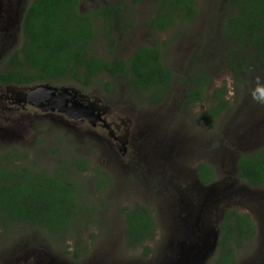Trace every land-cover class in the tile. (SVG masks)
<instances>
[{
    "label": "rangeland",
    "instance_id": "1",
    "mask_svg": "<svg viewBox=\"0 0 264 264\" xmlns=\"http://www.w3.org/2000/svg\"><path fill=\"white\" fill-rule=\"evenodd\" d=\"M32 1L0 0L1 70L2 61L22 43L21 17ZM132 1L83 0L81 11L103 4L126 5L127 12L115 22L116 43L108 47L99 41L97 52L106 59L126 61L142 47L160 45L164 63L175 72L162 105L150 104L147 94L136 92L121 76H102L87 87L72 81L44 83L75 88L97 108L100 105L113 131L119 127L118 142L102 124L78 122L57 110L42 111L29 104L23 108L11 102L21 87L0 88V157L18 152L21 161L14 164L50 174L62 168L59 174L77 181L99 208L80 242L76 235L59 239L28 224H15L8 233L0 228V264H214V242L229 209L250 214L258 229L236 264H264V187L241 181L237 167L242 154L264 146V65L247 52L249 66L241 82L226 65L227 53L235 48L222 32L226 0H199L200 14L193 24L160 34L145 27L157 0ZM96 25L100 31L102 22ZM200 74L211 80L210 94L201 103L184 106L186 93ZM222 86H227L233 108L210 127L204 114L211 107L210 95ZM78 161L88 163L86 171L78 169ZM201 163L215 168L216 180L210 186L198 178ZM96 168L113 180L101 194L94 193ZM138 203L154 212L158 224L149 257L141 247L125 246V222L119 211ZM81 246L89 250L76 260Z\"/></svg>",
    "mask_w": 264,
    "mask_h": 264
},
{
    "label": "trees",
    "instance_id": "2",
    "mask_svg": "<svg viewBox=\"0 0 264 264\" xmlns=\"http://www.w3.org/2000/svg\"><path fill=\"white\" fill-rule=\"evenodd\" d=\"M82 1H32L21 21L22 43L2 61L5 69H0V87L25 88L53 81H72L87 87L102 76H122L138 92L148 94L150 104L162 105L172 90L175 72L164 63L161 46L142 47L126 61L102 57L96 44L103 41L108 47L114 46L115 22L125 15L127 7L103 4L96 10L82 12ZM198 2L157 0L156 12L145 21V27L153 34L187 27L199 17ZM224 6L222 32L235 46L227 53L226 65L241 82V75L249 66L247 52H253L264 65V0H226ZM98 20L102 22L100 31ZM125 26L127 29L130 24ZM194 80L195 85L187 91L183 102L187 107L205 101L212 87L204 74ZM228 92L227 86H222L210 95L211 107L204 114L210 127L233 108ZM13 153L9 151L0 157V228L8 233L15 224H28L59 239L76 235L82 241L93 218L95 221L98 216L99 208L90 203V195L72 177L60 175L62 168L50 174L26 164L17 165L14 162L21 161V154L16 152L18 155L13 156ZM77 164L81 172L89 167L87 162ZM237 167L241 181L252 187H264V146L242 154ZM94 171L97 186L94 193L101 194L112 186L113 180L104 170ZM198 178L204 185L212 184L216 180L215 168L201 163ZM119 212L125 222V246L141 247L144 256H151L153 250L149 244L156 240L158 229L154 212L139 203ZM257 234L250 214L226 210L214 264H236ZM80 249L74 254L76 260L89 250L82 246Z\"/></svg>",
    "mask_w": 264,
    "mask_h": 264
},
{
    "label": "water",
    "instance_id": "3",
    "mask_svg": "<svg viewBox=\"0 0 264 264\" xmlns=\"http://www.w3.org/2000/svg\"><path fill=\"white\" fill-rule=\"evenodd\" d=\"M20 93H27L24 98V103L32 105L42 111H57L66 114L69 118L75 119L77 121H82L87 118L91 120L94 119V112L99 111L94 104L92 106H85L83 103L78 102V99H84L85 97L80 94L75 88H56L52 87L48 84H39L32 87H25L19 90ZM60 99V103L57 107H54L53 104L48 103L45 104L49 99ZM72 100V106L68 107L69 101ZM93 118H92V117ZM216 240V239H215ZM218 241V240H217ZM214 246L217 248L216 241L214 242Z\"/></svg>",
    "mask_w": 264,
    "mask_h": 264
},
{
    "label": "flooded vegetation",
    "instance_id": "4",
    "mask_svg": "<svg viewBox=\"0 0 264 264\" xmlns=\"http://www.w3.org/2000/svg\"><path fill=\"white\" fill-rule=\"evenodd\" d=\"M29 6H27L24 10H23V14H22V17H21V19L23 18V16H24V14H25V12H26V10H27V8H28ZM22 21V20H21ZM20 31H21V25H20ZM122 77V76H121ZM132 85V84H131ZM2 87H4V86H2ZM132 87H133V85H132ZM1 88V87H0ZM134 88V87H133ZM136 92H138L136 89H134ZM19 94L15 97V98H11V102H14L13 104H16V105H22V107L23 108H25L26 106L25 105H28V104H25L24 103V98L26 97V94L27 93H20V92H18ZM139 93H141V92H139ZM81 94V93H80ZM144 94H146V93H144ZM170 94V93H169ZM148 95V94H147ZM84 96V95H83ZM85 97V96H84ZM168 98V97H167ZM167 98H166V100H167ZM148 99H149V97H148ZM79 101L78 102H81V103H83L85 106H92L91 104H93L89 99H87L86 97L84 98V99H78ZM48 103H50V104H55L54 105V107H57L58 106V104L60 103V99H58V98H56V99H49V101H46L45 102V104H47L48 105ZM70 106H72V100H70L69 101V103H68V107H70ZM97 106H98V108L100 109V110H103L102 108H101V106L100 105H98L97 104ZM57 110V109H56ZM55 110V111H56ZM100 110L99 111H96V112H94V114H93V116H94V120L93 121H95V122H93V125L94 126H96V125H99V124H102L105 128H107V130L109 131V135H110V137L114 140V141H119L120 140V138L118 137V131H119V127H115V131H113V126L111 125V124H108L107 123V120L104 118V112H105V110H103V112H100ZM85 120H90V118L89 119H87V118H85V119H83L82 121H78V122H84ZM91 121V120H90ZM125 131H127L128 132V130L126 129ZM123 138H125L126 139V135H124V137ZM239 170V169H238ZM239 174H240V172H239ZM214 183V182H213ZM212 183V184H213ZM204 185V184H203ZM211 184H209V185H206V186H210ZM226 212V211H225ZM224 212V213H225ZM224 213H223V216H224ZM223 216H222V218H221V222H222V219H223ZM193 217V214H192V210L191 209H189V216H187V218L188 219H191ZM220 222V223H221ZM220 231V230H219ZM197 232H199V233H202V232H200V231H197ZM203 235V234H202ZM209 237H211L210 235H208Z\"/></svg>",
    "mask_w": 264,
    "mask_h": 264
}]
</instances>
